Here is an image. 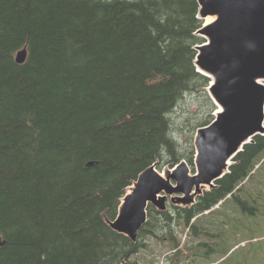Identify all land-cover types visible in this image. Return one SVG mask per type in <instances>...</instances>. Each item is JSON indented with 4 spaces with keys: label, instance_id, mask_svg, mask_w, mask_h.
<instances>
[{
    "label": "trees",
    "instance_id": "obj_1",
    "mask_svg": "<svg viewBox=\"0 0 264 264\" xmlns=\"http://www.w3.org/2000/svg\"><path fill=\"white\" fill-rule=\"evenodd\" d=\"M199 7L198 0H0V264H144L137 256L151 240L170 239L173 256L182 253L181 226L214 238L201 222L229 200L256 211L249 201L260 194L245 189L264 166V134L195 202L149 204L137 241L109 225L153 164L161 171L185 160L195 170L194 134L218 108L206 91L211 78L195 61L205 41ZM197 92L205 112L183 146L170 114Z\"/></svg>",
    "mask_w": 264,
    "mask_h": 264
},
{
    "label": "water",
    "instance_id": "obj_2",
    "mask_svg": "<svg viewBox=\"0 0 264 264\" xmlns=\"http://www.w3.org/2000/svg\"><path fill=\"white\" fill-rule=\"evenodd\" d=\"M198 2L199 17L205 22L197 34L205 41L195 46V61L198 70L211 78L209 94L222 109L197 130L194 173L182 160L163 176L155 163L130 186L132 192L124 196L109 225L133 241L147 222L149 204L166 210L168 196L185 205L195 202L206 186H216L247 143L264 134V0ZM209 15L217 19L206 24ZM27 55L26 48L20 50L17 62L24 63ZM95 164L91 161L87 166ZM4 244L0 236V246Z\"/></svg>",
    "mask_w": 264,
    "mask_h": 264
},
{
    "label": "rangeland",
    "instance_id": "obj_3",
    "mask_svg": "<svg viewBox=\"0 0 264 264\" xmlns=\"http://www.w3.org/2000/svg\"><path fill=\"white\" fill-rule=\"evenodd\" d=\"M209 87V86H208ZM208 87L206 88L209 94ZM203 92L195 94H187L176 109L170 114L172 118L173 134L183 146L188 144L191 138L189 132L191 127L195 125L198 119L204 115L205 106L201 108L199 101L204 103ZM202 95V96H201ZM210 95V94H209ZM216 113V110L213 114ZM197 133V132H196ZM194 134L193 142L195 144ZM190 166V165H189ZM171 168L165 166L158 172L165 174ZM259 170L254 174L245 189V192L250 194H260L256 201L250 200L249 203L257 207L253 213L251 210L242 209V207L233 200H229L225 206L211 216L203 218L201 224L211 225L212 233L215 236L195 237L193 234H188V230L181 226L177 230V239L184 245V249L179 256H173L171 249L172 241L168 239L166 243L158 238L151 240L149 249L143 251L137 256L144 264H170L173 260L175 264H192L191 260L202 261L201 264H264V173ZM196 170V164H195ZM192 166L190 172L194 173ZM262 181L260 190L256 185ZM206 186L203 192L209 190ZM131 192V187L127 193ZM173 196H168L167 205L170 206ZM178 205L183 203L174 202ZM231 206L236 207V211H231ZM232 212V213H231ZM199 228V227H198ZM190 232V231H189ZM197 238V239H196ZM206 241L207 245L198 246L199 241ZM186 241V242H185ZM189 247H188V246ZM173 259H168V257ZM207 257V258H205ZM205 258V259H204ZM199 264V263H195Z\"/></svg>",
    "mask_w": 264,
    "mask_h": 264
},
{
    "label": "bare ground",
    "instance_id": "obj_4",
    "mask_svg": "<svg viewBox=\"0 0 264 264\" xmlns=\"http://www.w3.org/2000/svg\"><path fill=\"white\" fill-rule=\"evenodd\" d=\"M217 19V16L216 15H209L207 18H206V24H210L212 23L213 21H215ZM264 82V81H263ZM222 109V106L218 105V108H217V111L216 113H219ZM232 163V160L230 159L228 161V165H230ZM163 176H165V174H162ZM205 187V186H203ZM131 192H132V189H131Z\"/></svg>",
    "mask_w": 264,
    "mask_h": 264
}]
</instances>
